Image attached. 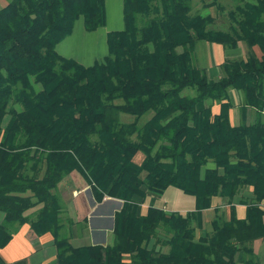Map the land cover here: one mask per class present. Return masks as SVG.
<instances>
[{"label": "trees", "instance_id": "16d2710c", "mask_svg": "<svg viewBox=\"0 0 264 264\" xmlns=\"http://www.w3.org/2000/svg\"><path fill=\"white\" fill-rule=\"evenodd\" d=\"M229 1L220 29L206 11L191 12L192 0H122V28L106 33L105 54L87 66L55 45L78 18L87 32L103 26V0L0 7V247L28 222L52 234L56 264H262L251 243L264 237V0ZM198 40L226 49L242 41L248 51L212 79L194 64ZM228 89L241 94L237 123ZM70 171L95 200L121 199L105 244L73 245L59 233L51 188ZM168 185L191 194L193 208L139 213L146 191ZM214 196H237L244 213L214 209L199 232Z\"/></svg>", "mask_w": 264, "mask_h": 264}, {"label": "crops", "instance_id": "0c3cea01", "mask_svg": "<svg viewBox=\"0 0 264 264\" xmlns=\"http://www.w3.org/2000/svg\"><path fill=\"white\" fill-rule=\"evenodd\" d=\"M8 0H0V7H2ZM104 7V25L98 27L93 31H85L82 26V20L76 19L80 24V37L91 33L96 34L97 56L96 60H91L89 57L90 48L87 44L79 40L76 41L74 46V39L71 41V32L65 36L61 41L55 45V51L66 58H71L82 65H90L95 61H99L106 52L105 37L106 33L113 30L122 28V0H103ZM75 20V21H76ZM74 21V22H75ZM195 46V44H194ZM251 50L257 55L260 51L256 46H252ZM247 47L240 49L239 52L232 53L241 59L245 57ZM92 53V52H91ZM87 55L86 57H84ZM229 55L227 51L222 49L220 44L209 42L202 45V50L199 56H195V61L204 62L206 75L210 77V72H215V68L219 69V64L222 62L224 56ZM240 55V56H239ZM243 57V58H244ZM242 58V59H243ZM215 77L221 76V72L216 71ZM239 91L234 90L232 106L228 109V118L232 123H237L242 117V113L238 108L241 99L238 97ZM229 100V99H228ZM214 106V111L217 110V104ZM232 118V120H231ZM246 120L250 119V109L246 111ZM140 154L137 153L135 159L138 160ZM245 194L249 193L248 187L244 189ZM53 201L55 203V212L59 219L63 222L64 226L59 229L60 234H67L69 241L73 245L81 244H105L109 241L111 229L113 224V213L121 205V199L104 195L100 200H95L89 184L76 171H70L63 175V177L51 188ZM139 198V197H138ZM235 196L232 200L228 201L225 197L214 196L211 200L209 207L201 210V228L205 229L210 226V221L214 215V209H218L228 215V208L233 204L236 216L240 217L244 213V204L238 203ZM148 205H153L164 209L165 211H178L184 213L191 210L194 206V198L191 194L182 192L179 188L168 185L160 193L146 191L142 198L138 201L139 213H144ZM30 212V217L34 215L35 206L27 209ZM3 213L0 211V220ZM260 242H264V237L255 238ZM253 239V241L255 240ZM253 243V242H252ZM255 251V248H253ZM255 253L258 255V250ZM260 255V254H259ZM258 255V256H259ZM260 259V257H259ZM261 261V260H260ZM262 263V261H261ZM0 264H56L55 262V246L53 244V236L50 232L46 231L41 234H35L29 227L28 222L19 225L15 232L12 233L10 239L5 245L0 247Z\"/></svg>", "mask_w": 264, "mask_h": 264}, {"label": "rangeland", "instance_id": "374dc122", "mask_svg": "<svg viewBox=\"0 0 264 264\" xmlns=\"http://www.w3.org/2000/svg\"><path fill=\"white\" fill-rule=\"evenodd\" d=\"M216 1L220 5V8H215L214 6L203 8L202 5H201V2L199 0H192L191 12H204V11H206L213 19L211 27L225 29L227 27L228 23H229L227 15H226V12H227L228 9L232 8L233 3L230 2L229 0H216ZM77 21L78 20H76L74 22L75 26L73 27V30H72L73 33H71V38L70 39H71V41H73V39H74V41H73L74 42L73 43L74 46H75L77 40L87 44L88 46H87L86 49L88 50V48H90V50H88L89 57L92 58L91 60H94V59L96 60L97 59L96 58V56H97V48H96V46H94L96 44V40L94 38V35H96V34L89 33V34L83 36L84 39H82L80 37V34H79L80 33V30H79L80 29L79 28L80 24H78V22L80 23V19H79L78 22ZM208 43L209 42L204 41V40H198V41L195 42V46H194V64L197 67H199V68H202V66H204V62H199V60L195 61V56H199V53L202 50V45L203 44L206 45ZM245 47H246V45L242 41H238L236 47H234V48H228V49L222 48L223 50L227 51L228 54H229V55L224 56L222 61L225 60V59H239L240 57H238L237 55H231V54L235 53V52H239L240 49H244ZM86 56L87 55H85L84 57H86ZM219 69L220 70H217L215 68V72L216 71L221 72V68L220 67H219ZM215 72L214 71H212V73L210 72L211 75H210L209 78L216 79L217 77H215V75H214ZM233 94H234V89H228L227 95H228V99H229L230 102L232 101ZM238 97L241 99V94H238ZM214 106H216V105H214ZM214 106H213V108H214ZM233 107L234 106H232V108ZM119 115H120V119H122V120H128L130 118V116H131V115L127 114V113H122V112ZM231 120H232V118H231ZM242 191L244 192V190H242ZM221 213L224 215L222 210H221ZM209 229H210V226L208 225V226L205 227V229H199L198 231L199 232H203V231L209 230ZM252 242H253V243H251L252 247L255 248L256 252L258 250V255L260 254L259 255L260 260L262 261V264H264V242H260L259 239H255Z\"/></svg>", "mask_w": 264, "mask_h": 264}]
</instances>
